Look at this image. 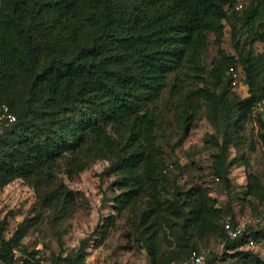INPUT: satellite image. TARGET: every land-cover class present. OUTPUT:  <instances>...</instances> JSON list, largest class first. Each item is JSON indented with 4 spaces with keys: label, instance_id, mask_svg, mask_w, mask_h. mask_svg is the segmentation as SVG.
<instances>
[{
    "label": "trees",
    "instance_id": "1",
    "mask_svg": "<svg viewBox=\"0 0 264 264\" xmlns=\"http://www.w3.org/2000/svg\"><path fill=\"white\" fill-rule=\"evenodd\" d=\"M245 5L246 0H4L0 101L10 104L17 120L0 132V190L20 178L51 187L42 198L48 206L83 207L85 194L69 188L65 176L75 181L104 159V172L114 176L111 186L118 190L112 199L116 214H131L152 264H194L199 242L212 237L228 250L222 264H264L256 249L264 241V224L229 237V209L218 205L209 187L170 184L172 167L157 134L160 102L174 105L184 135L206 108L222 133L213 179L231 189L230 165L245 163L243 192L264 204L263 181L241 151V133L255 115L264 140V110L258 106L264 98V51L254 46L264 42V0ZM233 19L250 28L245 39ZM227 22L234 54L222 48ZM210 34L218 54L207 68ZM232 66L248 84L245 97L233 90ZM230 146L238 153L229 159ZM115 220L111 214L101 236ZM32 224L25 217L10 237L0 232L1 263L44 264L42 251L22 241ZM86 243L67 255L52 254L50 264H90Z\"/></svg>",
    "mask_w": 264,
    "mask_h": 264
},
{
    "label": "rangeland",
    "instance_id": "2",
    "mask_svg": "<svg viewBox=\"0 0 264 264\" xmlns=\"http://www.w3.org/2000/svg\"><path fill=\"white\" fill-rule=\"evenodd\" d=\"M250 2L251 0H246V5ZM238 11L237 15L240 16L243 12ZM233 20L240 30L239 37L245 39L250 28ZM228 22L222 48L227 53L234 54L232 26ZM209 39L203 58L207 68L212 67L218 54V46L212 34ZM254 46L256 51H264V42L257 41ZM233 90L242 97L249 93L248 84L244 80H239ZM160 105L161 117L157 134L172 167L168 173L170 184L187 187L195 182L202 183L210 188L218 205L224 206L227 211L229 209L225 220L235 216L236 221L245 227L264 224V204L243 192L248 179L245 163L234 162L230 165L229 177L233 182L231 189L227 187L226 181H215L212 177L214 154L218 152L216 141H222L221 125L212 120L206 108H203L190 134L184 135L174 105L164 102H160ZM260 131L255 115L254 119L245 123V130L241 133V151L246 153L250 169L261 177L264 184V140L260 137ZM237 149L236 146H230L229 159L237 155ZM108 164L109 161L104 159L92 162L81 173V178L75 181H70L65 176V183L69 188L79 189L85 194L83 207L62 202L56 207L48 206L43 203L42 198L51 187H35L20 178L12 181L0 190V232L3 231L6 237H10L18 223L25 217H30L33 224L22 241L29 249L42 251L44 264L51 263L52 254L67 255L77 251L85 240L88 242L86 251L90 264H152L148 249L134 231L131 214H116L112 199L118 190L111 186L114 176L104 172ZM111 214L116 215L115 224L101 236L100 231L102 227L107 229L106 223ZM199 246L200 251L206 254L203 264H222V257L228 251L225 243L218 237L199 242ZM256 249L264 257V241Z\"/></svg>",
    "mask_w": 264,
    "mask_h": 264
},
{
    "label": "built area",
    "instance_id": "3",
    "mask_svg": "<svg viewBox=\"0 0 264 264\" xmlns=\"http://www.w3.org/2000/svg\"><path fill=\"white\" fill-rule=\"evenodd\" d=\"M4 0H0V6L3 4ZM243 6V2L240 1L236 8H241ZM230 71L233 74V85H238L239 83V75L238 69L236 70L235 67H230ZM259 108L264 110V98L258 104ZM17 120V114L12 110L10 104L4 101H0V132L4 129L10 127L15 121ZM225 229L231 238H236L241 235L245 230L246 227L241 223H234L231 219L225 221ZM250 243H254V239L250 237ZM14 258L21 263V255L22 251L19 248L14 249ZM194 264H203L206 261V254L205 252H199L194 254L192 259ZM175 264V263H174ZM176 264H183V263H176Z\"/></svg>",
    "mask_w": 264,
    "mask_h": 264
}]
</instances>
